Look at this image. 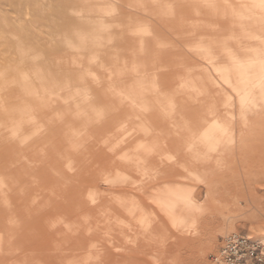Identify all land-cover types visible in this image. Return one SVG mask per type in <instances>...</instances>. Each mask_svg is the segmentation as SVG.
<instances>
[{
	"label": "bare ground",
	"instance_id": "obj_1",
	"mask_svg": "<svg viewBox=\"0 0 264 264\" xmlns=\"http://www.w3.org/2000/svg\"><path fill=\"white\" fill-rule=\"evenodd\" d=\"M256 177L264 0H0V264H155Z\"/></svg>",
	"mask_w": 264,
	"mask_h": 264
},
{
	"label": "rangeland",
	"instance_id": "obj_2",
	"mask_svg": "<svg viewBox=\"0 0 264 264\" xmlns=\"http://www.w3.org/2000/svg\"><path fill=\"white\" fill-rule=\"evenodd\" d=\"M243 12L249 15L252 11ZM252 22L254 26L259 25L255 17ZM192 105L195 106L196 103L192 102ZM259 107L262 106L254 98V109ZM174 120L181 122L177 117ZM63 147L68 152V146L64 144ZM257 178L249 185V188L254 187V191H249L244 184L232 186L230 190L220 188L218 193L206 191L207 185L197 180L194 184L187 185L184 191L196 204V209L174 231L173 237H167V234L166 236L160 231V242H149L147 249L143 250L144 258H155V264H213L209 255L218 249L223 236L237 233L258 242L262 254L252 264H264V179ZM166 194L172 195L169 192ZM159 218L164 220L161 214ZM188 223L192 225L189 226ZM157 239L159 238L154 240Z\"/></svg>",
	"mask_w": 264,
	"mask_h": 264
},
{
	"label": "built area",
	"instance_id": "obj_3",
	"mask_svg": "<svg viewBox=\"0 0 264 264\" xmlns=\"http://www.w3.org/2000/svg\"><path fill=\"white\" fill-rule=\"evenodd\" d=\"M220 248L219 262L223 264H252L262 254L258 242L240 234L229 235ZM212 259L217 262V258Z\"/></svg>",
	"mask_w": 264,
	"mask_h": 264
}]
</instances>
